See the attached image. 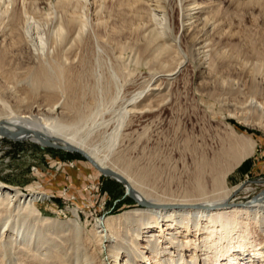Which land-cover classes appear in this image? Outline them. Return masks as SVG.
I'll use <instances>...</instances> for the list:
<instances>
[{"label": "rangeland", "instance_id": "obj_1", "mask_svg": "<svg viewBox=\"0 0 264 264\" xmlns=\"http://www.w3.org/2000/svg\"><path fill=\"white\" fill-rule=\"evenodd\" d=\"M127 3L0 0V112L32 111L39 118L51 117L52 123L68 124V137H86L99 157L127 173L139 191L162 200L197 193L201 162L213 160L238 137H248L255 143L253 153L219 189L240 185L229 202L248 203L264 189V115L257 109L264 108V0H196L201 14L197 28L186 36L177 0ZM29 25L33 38H44L43 49L28 36ZM151 29L161 39L146 45ZM181 61L175 76H164ZM63 68L68 72L62 73ZM68 81L71 89L65 88ZM148 87L120 134L111 138L121 106ZM71 102L73 108L67 106ZM56 103L66 108L49 115L46 109ZM37 142L0 135V181L42 196L36 206L43 217L68 222L76 209L83 234L76 239L66 227L64 233L45 232L33 241L39 232L32 218L20 213L17 219L26 222L25 231L16 242L13 229H3L0 221V264H106V252L93 235L96 225L144 208L124 195L121 183L102 176L79 154L41 148ZM201 179L205 192H214L211 175L205 172ZM165 233L155 234L167 250L158 256L144 248L143 233L139 248L146 258L136 264H166L163 259L171 264H241L243 254L245 260L247 254H264V233L253 223L242 251L231 248L218 262L210 253L203 261L206 250L191 242L201 241L200 236L178 234L182 247L177 249L166 242Z\"/></svg>", "mask_w": 264, "mask_h": 264}, {"label": "bare ground", "instance_id": "obj_2", "mask_svg": "<svg viewBox=\"0 0 264 264\" xmlns=\"http://www.w3.org/2000/svg\"><path fill=\"white\" fill-rule=\"evenodd\" d=\"M139 1L140 0H127V4L132 6L135 3L138 4ZM177 1L180 11L179 16L181 17V32L182 35L186 36L189 29L197 28V21L200 17L201 9L198 6L199 4L196 3V0ZM11 3H9V5ZM136 4L135 6H137ZM6 11L8 12V10L3 12ZM161 21H163V24L164 21L167 22L165 13L161 14L160 22ZM163 24H161V26L165 27ZM169 25L171 26V22L170 24H167L166 27L169 28ZM205 25L207 26V23ZM61 29L62 28L60 26L57 32L58 36L60 35L59 32L62 31ZM27 32L28 36L33 40V42H37L36 45L40 49H43L45 46L44 38L40 36L37 38V40L33 38L30 25L28 26ZM162 32H166V30L164 31L163 29ZM160 39V33L154 32L152 30L148 35V38H146V45L155 44V42L158 40L160 41ZM179 39V36L175 37L174 42L177 44ZM164 44L165 43L159 44L162 46L159 47L158 50H164ZM183 65L184 63L181 61L172 72L164 76L168 79L172 78L180 71ZM61 72L65 73L68 72V70L63 68ZM69 81L67 85H65L66 89H71L73 86V83ZM149 90V87L146 88V90L141 94L128 101H125V103L121 106L120 121L117 126H114L112 133L113 137L111 138H116L117 135L120 134L124 124L129 120L136 100H140L143 98V96L146 97V94ZM53 96L54 95L52 91L47 94V97L50 101ZM67 106L73 108V102ZM59 108H66V104L59 106V104L56 103V105L52 106L51 108H47L46 112L49 115H54L59 113ZM257 109L261 113L260 116L262 117V115H264V108ZM44 116L45 115H43L42 118H39L33 115L32 111L26 115H21L12 111L6 114L0 112V124H3V126H5L10 131H18L21 127H23L30 130L31 133L33 131L43 132L50 138L51 141L59 145L70 144L79 148L80 150H83L102 169L111 170L127 180L134 195L139 200L148 201L156 205L155 208L141 207L132 200L138 207L144 209L137 210L135 213L131 214L126 213L119 217L105 218L101 221V223L96 225L95 229L93 230V235L96 241L100 244L101 251L106 252V264H136L137 259L146 258L144 252L139 248L141 247L139 238L142 237L143 233V236L146 238L144 241V248L147 252H149L152 256H158L166 253L167 250L161 246V243L163 242H161L159 239V235H155L157 234V230L161 232V235H164L166 232L165 234L168 235V237L165 239L166 242L168 241V244L174 245L177 249L182 247V243L178 239V234L181 235V233H184V238L196 235L200 236L201 241H198V238L196 240L192 239V244H194L196 248H203L204 251L206 250L203 254V261H207L209 256L208 254L210 253L213 255V260L215 262H218V259L221 255L227 256L231 248L237 247L240 248V250L243 249L244 241L249 239L250 237L248 238V236L251 235V232L249 233L250 223H253L257 228H261L262 232L264 233V194L262 192H260L259 195H255L258 197L255 201L252 200L254 197L253 196L248 203L244 204H234L229 202L231 196L236 194L240 189V185L219 192V189L224 184L228 174L235 170L248 156L253 153L255 143L250 138L243 136L238 137L232 145L221 150V152L213 160H203L201 162V164L198 166L197 172L198 181L194 186V189L197 191V193H188L185 195V197H181L180 199L162 200L151 198L150 194L139 191L135 185V182L129 175H127V173L107 164L106 157H99L98 151L96 149L97 146H93L92 144L88 143L86 137H83L82 139L79 138L80 140L77 141V136L72 138L68 137L66 133L69 132L68 124L64 125L60 123H52L50 121V116V118ZM104 125H106V123ZM1 137L3 136L1 135ZM74 138L76 139L74 140ZM23 140L38 141L37 143L40 144V141L32 134L22 135L19 141ZM88 163L90 164V162ZM92 167L97 170L94 166ZM97 171L102 176L113 179L119 183V181H117L115 178H111L99 170ZM205 172H208L211 175L212 189L214 191L211 194H207L205 192V187L201 183V178H203ZM123 188L125 191L126 188L124 186ZM38 199H42V196H39V194L35 192L27 195L24 194L22 190L9 187L0 181V221L3 224V229L7 226H10L9 228L13 229L14 237L12 238V242H16L18 237L24 234L23 232L25 231L24 226L26 222L24 221L23 223H20L17 219L20 213H26L27 216L32 218V221L39 232V234H32V239H34L33 241L38 239L39 236H42L43 233L45 234V232L53 233L56 231H61V233H64V228L66 227L72 228L76 239L79 238L81 234H83V229L80 225L79 215L76 209H73L75 219H71L68 222L60 221L58 219H49L43 217L40 210L37 208L36 203ZM3 213H8L9 217L2 218L1 214ZM12 213H16L14 219L11 218ZM143 230L144 232H142ZM32 239H28V242H32ZM52 241L55 243L57 242L56 240H51L50 242ZM55 243H52V246H56ZM243 255H241V264H260V259L262 260L264 258V254L262 252L247 254L246 256L248 257V260H245ZM163 262L166 264H171V261L168 259H163ZM192 262L193 264H197L194 260ZM161 263L162 262L155 261L154 264Z\"/></svg>", "mask_w": 264, "mask_h": 264}, {"label": "water", "instance_id": "obj_3", "mask_svg": "<svg viewBox=\"0 0 264 264\" xmlns=\"http://www.w3.org/2000/svg\"><path fill=\"white\" fill-rule=\"evenodd\" d=\"M0 133L4 138H7L12 141H19L20 137L25 134H32L35 136L36 139L40 141V147L41 148H50L54 150H61L69 153H76L79 154L81 157L86 159L92 166H94L97 170L101 171L105 175L115 178L119 183H121L126 190L124 191V195L129 197L131 200H133L136 204H138L141 207H146V208H155V204L148 202V201H142L139 200L133 193L130 184L125 180L121 175L111 171V170H105L102 169L100 166H98L92 159L91 157L85 153L83 150H80L79 148L70 145V144H64V145H59L53 141L50 140V138L44 134L43 132L39 131H33L32 133L30 130L21 127L18 131H10L8 130L3 124H0ZM264 194V189L261 191ZM258 197L254 196L252 198L253 201H255Z\"/></svg>", "mask_w": 264, "mask_h": 264}, {"label": "trees", "instance_id": "obj_4", "mask_svg": "<svg viewBox=\"0 0 264 264\" xmlns=\"http://www.w3.org/2000/svg\"><path fill=\"white\" fill-rule=\"evenodd\" d=\"M83 158V157H82Z\"/></svg>", "mask_w": 264, "mask_h": 264}]
</instances>
